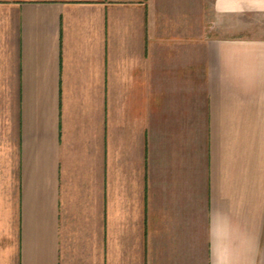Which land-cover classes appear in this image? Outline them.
<instances>
[{"label":"crops","instance_id":"0c3cea01","mask_svg":"<svg viewBox=\"0 0 264 264\" xmlns=\"http://www.w3.org/2000/svg\"><path fill=\"white\" fill-rule=\"evenodd\" d=\"M0 264H264V0H0Z\"/></svg>","mask_w":264,"mask_h":264}]
</instances>
